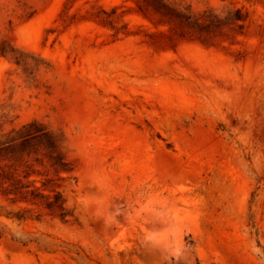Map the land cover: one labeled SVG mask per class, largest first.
<instances>
[{"label":"rangeland","instance_id":"obj_1","mask_svg":"<svg viewBox=\"0 0 264 264\" xmlns=\"http://www.w3.org/2000/svg\"><path fill=\"white\" fill-rule=\"evenodd\" d=\"M167 1L0 0V264H264V0Z\"/></svg>","mask_w":264,"mask_h":264},{"label":"trees","instance_id":"obj_2","mask_svg":"<svg viewBox=\"0 0 264 264\" xmlns=\"http://www.w3.org/2000/svg\"><path fill=\"white\" fill-rule=\"evenodd\" d=\"M141 2L146 6V8L151 9L155 14L159 15L164 19V22L171 25L173 23L181 24L192 28H203L211 26L214 21L220 22V19L216 18V15L206 14L194 17L192 14L187 13L178 9L177 7L168 3L167 0H141ZM232 13V14H231ZM230 14V16H229ZM231 24H237L241 27V23L246 21V13H242L241 9H235L233 12H228V16L224 18ZM41 141L50 150L49 158H51V152L56 150L57 139L55 135L47 131L46 128L40 127L36 123L32 122L22 126L18 130H11L10 132L4 134L0 130V162L4 161L6 164L0 166V181L1 183L10 182V188H5L3 191L5 194H19L30 195L36 197L37 194L34 193L32 189H26L28 186L16 187L20 183L18 179H15L12 175H8L10 172L5 170V167L13 166L14 162L17 160L18 155H23L24 150L27 146L32 145V142ZM34 144V143H33ZM23 147V149L17 151L16 147ZM29 155V152L27 153ZM8 163V164H7ZM60 166H64V163H59ZM54 201H48L47 207L58 212V216L61 219H65L69 212L66 209L64 200H59L58 197ZM60 196V195H59Z\"/></svg>","mask_w":264,"mask_h":264}]
</instances>
